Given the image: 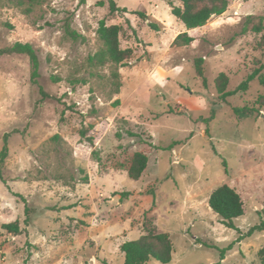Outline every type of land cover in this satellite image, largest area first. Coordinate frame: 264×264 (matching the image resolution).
I'll return each mask as SVG.
<instances>
[{"label": "rangeland", "instance_id": "374dc122", "mask_svg": "<svg viewBox=\"0 0 264 264\" xmlns=\"http://www.w3.org/2000/svg\"><path fill=\"white\" fill-rule=\"evenodd\" d=\"M112 1L127 13H111L109 0H41L25 15L0 0V49L30 44L50 96L39 100L27 57H0V151L11 133L0 172V264H124L120 246L150 232L169 235L168 264H261L264 230L248 232L264 223V108L255 104L264 96V31L242 30L248 16L264 17V0H228L223 15L190 32L169 0ZM102 20L121 28L120 48L132 51L126 67L90 61L103 49ZM177 31L194 41L173 44ZM255 70L246 92L221 98L220 74L232 92ZM135 152L148 157L137 181L118 168ZM221 185L243 202L234 228L208 205ZM15 221L26 233L1 228Z\"/></svg>", "mask_w": 264, "mask_h": 264}, {"label": "trees", "instance_id": "16d2710c", "mask_svg": "<svg viewBox=\"0 0 264 264\" xmlns=\"http://www.w3.org/2000/svg\"><path fill=\"white\" fill-rule=\"evenodd\" d=\"M41 0H11L12 4L20 8L25 15L32 12L34 6ZM84 3L85 0H80ZM179 4V6L175 5ZM168 6L171 14L181 22L187 30H194L202 28L213 16L223 15L228 6V0H169ZM109 9L111 13L120 12L127 13L124 8L116 7L112 0H109ZM138 14V13H137ZM145 19V16L138 14ZM257 20V23L252 25V21ZM148 26L158 32L159 27L155 23H148ZM121 28L118 25H106L105 21H100L97 29V35L100 41L103 43V49L96 55L90 58V61L96 65H104L107 62L113 63L120 67H126L128 61L131 58V49H121L119 45V34ZM253 32L260 34L264 31V17L248 16L245 20L242 32ZM66 33L73 39L79 36L70 31L68 28ZM194 41L193 37H190L187 33H181L177 35L173 44H180V46H187ZM23 55L28 58L31 67L30 83L37 86L38 93L40 95V101L50 98V96L44 92V90L38 85L39 78V61L38 56L33 47L28 43L16 42L10 47L0 49L1 56ZM203 59L198 58L195 61L196 74L198 77L203 78ZM259 76V71L255 70L251 75L247 77L234 91H226L228 85V78L225 74H220L215 81V87L221 98L225 99L228 96L244 93L248 90V86L252 80ZM259 108H264V96L258 97L255 101ZM118 104V103H116ZM236 116H243L247 109H233ZM13 131L12 133H15ZM11 133H7L3 136L4 145L0 151V172L1 166L8 156L7 141ZM130 137L136 135L129 133ZM85 133L81 132V137H84ZM117 138H121L120 133H116ZM87 141L92 146V138H87ZM93 156H96V152L93 151ZM148 157L144 152H135L130 158L124 162L118 164V168L126 172L127 176L132 180H139L147 169ZM1 179V173H0ZM209 208L214 214L219 217L220 223L227 228H234L233 219L243 215V202L237 191L228 185H221L214 189L208 198ZM31 209L25 207V219L24 226L28 227L30 222ZM7 233L14 236H20L26 233V230L21 229L19 222L4 224L1 227ZM264 223L259 226L253 227L248 232V235L254 231H263ZM120 250L124 255V264H146L150 260H155L162 264H168L172 260L173 245L168 234L160 232H150L146 235L140 236L137 240L124 242L120 246ZM226 250L221 251V260L224 259ZM258 258L261 264H264V247L258 252Z\"/></svg>", "mask_w": 264, "mask_h": 264}, {"label": "crops", "instance_id": "0c3cea01", "mask_svg": "<svg viewBox=\"0 0 264 264\" xmlns=\"http://www.w3.org/2000/svg\"><path fill=\"white\" fill-rule=\"evenodd\" d=\"M191 30H189L188 32H190ZM178 32V31H177ZM178 33H181V32H178ZM175 40V39H174Z\"/></svg>", "mask_w": 264, "mask_h": 264}, {"label": "bare ground", "instance_id": "6f19581e", "mask_svg": "<svg viewBox=\"0 0 264 264\" xmlns=\"http://www.w3.org/2000/svg\"><path fill=\"white\" fill-rule=\"evenodd\" d=\"M154 75V74H153ZM155 80V79H154Z\"/></svg>", "mask_w": 264, "mask_h": 264}]
</instances>
